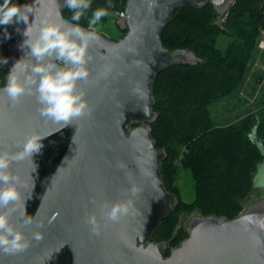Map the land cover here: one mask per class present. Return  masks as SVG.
<instances>
[{"label":"water","instance_id":"obj_1","mask_svg":"<svg viewBox=\"0 0 264 264\" xmlns=\"http://www.w3.org/2000/svg\"><path fill=\"white\" fill-rule=\"evenodd\" d=\"M24 1L32 9L28 23L33 39L45 22L64 28L76 25L64 17L66 0ZM235 2L127 0L125 17L117 22L125 32L122 38L111 40L93 31L98 39L88 48L89 77L77 83L89 113L68 125L40 115L35 89L13 106L4 91L7 82L0 88V152L21 151L32 135L41 137L43 145L39 154L10 165L21 197L8 206L15 208L10 223L30 246L12 255L0 252V264H264V197L234 219L193 217L188 237L176 248L153 240L178 205L161 177L167 154L152 137L159 116L154 111V85L168 68L200 62L187 50H168L162 34L187 8L210 4L223 18ZM26 27L24 22L15 24L19 40L8 44V55L0 56L2 62L7 60V74L23 57L17 69L21 79L26 75L24 64L34 63L26 55L30 49L20 47L27 39ZM133 185L140 189L136 195L130 192ZM129 200L127 215L115 223L105 220L104 205L110 208ZM93 214L99 235H93L87 223ZM28 216L32 223L24 225ZM38 231L44 238L36 242L32 236Z\"/></svg>","mask_w":264,"mask_h":264},{"label":"trees","instance_id":"obj_2","mask_svg":"<svg viewBox=\"0 0 264 264\" xmlns=\"http://www.w3.org/2000/svg\"><path fill=\"white\" fill-rule=\"evenodd\" d=\"M19 1L18 5H26L24 0ZM3 2L0 0V4ZM12 3L15 4L14 0ZM126 3L127 0H90L89 9L79 21L71 19L74 10L69 8L64 17L98 32L93 26L89 28L93 13L104 8L109 15L99 21L115 19L117 12L125 11ZM219 19L223 22L219 23ZM15 24L7 26V34L5 26H0V56L8 55V44L19 40ZM262 32L264 0H236L223 18L210 4L203 9L187 8L163 32L162 42L168 50H187L200 62L168 68L154 85V111L159 116L152 125V137L156 147L167 154L161 177L167 190L178 198L175 212L164 221L153 238L155 242L178 247L188 233L179 235L176 226L182 215L196 210L205 217H238L253 190L264 187V88L257 113L249 112L238 121L229 118L222 123L212 110L219 102L236 96L249 73V63L257 55ZM222 34L232 38L225 52L216 47ZM184 74L189 76L188 80H177ZM7 79L0 59V88ZM256 127V136L251 138ZM181 166L193 175V203H185L179 197L176 180ZM169 254L167 251L166 255Z\"/></svg>","mask_w":264,"mask_h":264},{"label":"clouds","instance_id":"obj_3","mask_svg":"<svg viewBox=\"0 0 264 264\" xmlns=\"http://www.w3.org/2000/svg\"><path fill=\"white\" fill-rule=\"evenodd\" d=\"M69 9L74 10L71 19L79 21L85 11L90 7V0H66ZM111 7V5H109ZM32 9L28 5H17L12 0H4L0 4V26H7L13 23L24 22L27 27L23 35L27 38L21 44V48L30 49L26 55L34 58V63L29 66L24 64L21 69L26 73L23 79L17 74L21 68L23 57L18 60L10 73H8L6 91L9 101L13 106L18 104L21 97L26 93H32L35 89L37 102L41 105L39 113L42 117L55 123L63 122L68 125L73 118H79L89 113L88 102L83 91H77L78 81H86L89 77L87 64L92 57L88 48L98 36L93 31H85L78 24L64 28L63 25L45 22L39 31V35L33 39L29 15ZM109 15L107 9H97L89 21V28L96 25L102 18ZM19 31V29H17ZM56 61L62 62L61 67ZM3 63H7L4 59ZM41 137L32 135L23 144L22 150L16 153L0 152V209H8L0 212V252L12 255L24 252L30 246L23 233L17 230L10 223L11 212L15 208L8 206L15 205L20 201V193L16 186L18 178L9 172L10 165L14 161H21L39 154L43 145L39 143ZM140 191L135 185L130 192L136 195ZM131 200L118 202L108 208L104 205L102 214L106 221L117 222L123 215H127L131 206ZM107 209V211H104ZM32 217L28 216L23 220L24 225H30ZM87 223L93 235L100 234V224L95 214L87 218ZM38 227H43L42 224ZM41 232H34L32 239L36 242L43 240Z\"/></svg>","mask_w":264,"mask_h":264},{"label":"rangeland","instance_id":"obj_4","mask_svg":"<svg viewBox=\"0 0 264 264\" xmlns=\"http://www.w3.org/2000/svg\"><path fill=\"white\" fill-rule=\"evenodd\" d=\"M218 22L222 23L223 21L222 19H219ZM93 28L109 39H119L122 38L124 34L120 30L115 19H112L111 17L102 19L96 25H94ZM261 41H264V32L261 33L258 40L257 55L249 63V73L246 75L243 83L240 85L236 96L228 100H223L212 108L214 117L218 120H221L222 123L224 120L229 118L230 120L238 121L239 118H244L247 113H257L260 110V98L264 88V51L259 48ZM231 42L232 38L229 35L222 34L217 40L216 47L219 51L225 52ZM188 77V75L184 74L178 77L177 80H188ZM259 80L262 81L261 84H258ZM184 151L185 149L183 148L181 153ZM180 159L181 157H179L177 160L178 163H180ZM176 185L180 191V200L184 201L185 203H193L195 201L196 192L193 175L188 169H185L182 166L179 168ZM263 197L264 189L259 187L255 188L245 201L244 210L248 205L255 203ZM195 216H201V212L196 210L191 215H182L181 219L184 220V224L179 222L176 226V231L179 229V227H181V229L184 231L183 234L186 232L189 233L188 224ZM164 244H169L172 248H175L170 243Z\"/></svg>","mask_w":264,"mask_h":264},{"label":"built area","instance_id":"obj_5","mask_svg":"<svg viewBox=\"0 0 264 264\" xmlns=\"http://www.w3.org/2000/svg\"><path fill=\"white\" fill-rule=\"evenodd\" d=\"M14 2H15V4H19L20 3V1L19 0H14ZM125 17V11H122V12H117L116 14H115V21L116 22H118L119 20H121L122 18H124ZM259 48L262 50V51H264V41L262 42H260V44H259Z\"/></svg>","mask_w":264,"mask_h":264},{"label":"flooded vegetation","instance_id":"obj_6","mask_svg":"<svg viewBox=\"0 0 264 264\" xmlns=\"http://www.w3.org/2000/svg\"><path fill=\"white\" fill-rule=\"evenodd\" d=\"M123 33H124V34H123V36H124V35H125V32H123ZM123 36H122V37H123ZM117 40H118V39H117ZM259 188H263V189H264V187H259ZM181 221H184V220L181 219ZM181 221H180V222H181ZM183 232H184V231L181 229V227H179V229L177 230V233H178L179 235H182ZM165 245H167V246H169L171 249H173V248L171 247V245H169V244H165ZM168 251L170 252V250H168Z\"/></svg>","mask_w":264,"mask_h":264}]
</instances>
